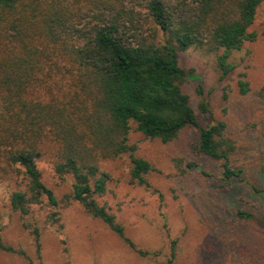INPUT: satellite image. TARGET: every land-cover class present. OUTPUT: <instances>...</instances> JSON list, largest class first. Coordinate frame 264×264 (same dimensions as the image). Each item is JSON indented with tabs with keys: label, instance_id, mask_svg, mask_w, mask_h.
Masks as SVG:
<instances>
[{
	"label": "trees",
	"instance_id": "16d2710c",
	"mask_svg": "<svg viewBox=\"0 0 264 264\" xmlns=\"http://www.w3.org/2000/svg\"><path fill=\"white\" fill-rule=\"evenodd\" d=\"M263 4L0 0V182L12 187L10 212L23 221L35 206H60L39 169L44 161L60 181H71L65 202L79 203L140 257L155 256L138 248L101 203L111 179L105 165L124 157L129 184L151 188L148 176L156 168L138 156L133 131L164 145L192 134L191 150L218 173L206 172L196 161L178 160L183 175L199 168L205 178L217 177L223 188H231L229 197L235 199L240 194L236 183L264 194L248 182L244 169L232 165L238 147L226 123H199L183 90L191 75L180 63L190 48L215 54L224 82L236 69L232 52L258 39L252 27ZM238 88L241 95L251 91L246 74ZM199 107L209 112L204 101ZM236 216L244 221L254 214L237 209ZM35 233L38 241V228ZM0 251L19 253L5 242L1 222Z\"/></svg>",
	"mask_w": 264,
	"mask_h": 264
},
{
	"label": "rangeland",
	"instance_id": "374dc122",
	"mask_svg": "<svg viewBox=\"0 0 264 264\" xmlns=\"http://www.w3.org/2000/svg\"><path fill=\"white\" fill-rule=\"evenodd\" d=\"M252 30L258 39L232 52L230 62L236 69L224 82L215 54L190 48L180 55V63L191 75L183 90L199 123H226L238 147L232 165L245 170L250 184L264 189V4ZM241 74H246L250 84L247 95L239 93ZM202 101L208 105V113L201 111ZM130 138L138 145V156L156 168L148 176L151 188L129 184V159L124 157L105 165L111 179L101 203L116 215L138 248L155 256L140 257L79 203L65 202L71 181H60L47 162L39 161L44 181L60 206L53 209L46 202L19 220L10 212L12 187L0 182L4 240L19 252L0 251V264H264V194L236 183L240 194L235 199L229 197L231 188H223L217 177L205 178L199 168L183 175L178 160L196 161L206 172L218 173V168L193 153L192 134L166 145L135 131ZM237 209L254 216L241 221Z\"/></svg>",
	"mask_w": 264,
	"mask_h": 264
}]
</instances>
